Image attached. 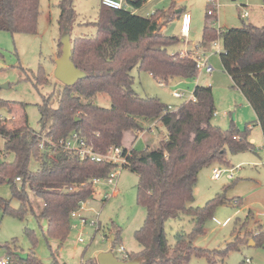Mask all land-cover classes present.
Masks as SVG:
<instances>
[{
  "label": "trees",
  "instance_id": "1",
  "mask_svg": "<svg viewBox=\"0 0 264 264\" xmlns=\"http://www.w3.org/2000/svg\"><path fill=\"white\" fill-rule=\"evenodd\" d=\"M211 1L207 3V11ZM145 2L127 0L130 9L121 10L101 5L95 23L96 35L71 40V62L86 77L71 87L62 85L55 104L51 94L42 96V103L37 105L38 132L29 127L23 113L17 117L16 124L12 123V128L8 126L10 120L0 121V140L3 141L0 185L7 184L11 197L20 204L14 209L9 201L0 198V210L3 216L17 220H24L29 212L34 215L30 206L31 194L42 201L43 207L36 217L46 220L44 237L49 249L52 250L49 240L65 242L71 229L70 214L79 208V202H86L93 196V180L107 177L115 168L110 163L81 159L76 152L62 148L53 149L54 156L50 158L37 147L38 136L58 141L74 133L98 154L106 153L111 147L130 150L125 169L138 176L137 203L145 210V219L134 233L140 251L127 252L126 261L190 264L191 259L196 258L204 259L207 264H224L228 254L240 246L261 245L264 230L234 237L222 250L196 248L194 240L203 233L205 222L213 217L217 206L226 202L217 196L203 206H191V203L202 169L213 163L227 165V152L235 155L255 150L249 140L250 129L239 131L231 124L225 131L211 123L215 113L211 87L196 85L192 91L194 100L168 111L158 99L139 97L134 92L131 72L138 68L160 85H167L177 78L193 79L197 71L196 49L221 39L223 53L219 54V59L222 70L230 77L233 88L239 90L252 107L264 139V27L243 25L221 31L205 24L202 40L194 50L184 54L169 53L167 48L177 45L180 40L161 32L157 17L162 12L146 16L132 11L141 9ZM262 4L264 6V0ZM59 8L61 38L70 27L72 9L67 0H61ZM207 11L206 20L211 19ZM39 14V0H0V31L34 35ZM168 19L172 20V17L168 16ZM61 48L59 39L58 58ZM35 85L40 88L50 85L41 66L35 76ZM97 94L108 97L109 108L92 102ZM18 106V103L0 100V108H7L9 112ZM154 121L166 130V137L158 148L136 151L124 147L126 133L133 134L132 142H135L137 134L144 131V123ZM9 155L13 157L11 161L6 159ZM31 160L38 163L37 171L29 169ZM17 178H20L19 182H16ZM181 216L190 217L192 230L190 233L177 232L170 244L165 225ZM245 224L247 222L241 230ZM25 232L35 245L33 232ZM113 235V245L119 244V232H113ZM7 250L10 253L8 247ZM26 256L25 264H41L33 254ZM52 257L55 262L53 252ZM81 264L98 262L93 257Z\"/></svg>",
  "mask_w": 264,
  "mask_h": 264
},
{
  "label": "rangeland",
  "instance_id": "2",
  "mask_svg": "<svg viewBox=\"0 0 264 264\" xmlns=\"http://www.w3.org/2000/svg\"><path fill=\"white\" fill-rule=\"evenodd\" d=\"M67 1L72 9L69 24L70 39L94 37L101 0ZM60 2L61 0H39L40 14L37 33L34 35L0 31V100L20 104L13 112H9L7 108H0V115L9 118L10 128L12 123H17V117L23 113L29 127L38 132L40 124L37 105L42 103V96L51 94L54 104L59 96L62 84L54 74L60 39L58 24ZM208 2L209 0H146L136 13L145 15L156 11L162 12L157 17L160 24L168 16L172 17L165 33L183 42L167 48L169 53L183 49L185 44L189 47L198 45L197 43L202 40L205 22L211 26L216 22L214 27L221 31L240 28L243 25L264 27L262 0H213L216 6L215 16L206 20ZM173 8L176 10L180 8L191 17L190 34L186 39L180 35V25L173 21L176 17L172 14L175 11ZM246 10L249 12V17L241 19V14ZM217 43L218 53H215L216 48L210 45L202 57V60L208 58V64L213 68L211 74H206L200 69L193 79L177 78L167 85H160L148 73L139 71L138 68H134L131 72L134 79L132 87L139 97L156 98L161 104L173 110H177L192 99V91L196 85L211 87L215 107L211 123L225 131L231 124L239 131L250 129L249 140H253L254 151L235 155L227 152V165L213 163L199 172L191 206H203L217 196L222 197L226 202L217 206L213 217L205 222L203 233L194 240L196 248L205 250H222L235 239L234 237H242L245 233L254 235L264 230L262 227L264 226V139L252 107L243 94L233 88L231 79L222 70L219 54L223 53V42L218 39ZM197 51L203 53L204 50L197 49ZM185 52L187 51L179 53ZM40 66L50 82V85L42 88L35 85V76ZM174 91L183 92L185 97L175 99L172 96ZM92 102L104 108L110 107L108 97L103 95L97 94ZM154 122L144 123L143 134L138 136L133 144L132 135L126 133L123 145L136 151H142L147 147L158 148L166 136V130L158 121L154 126ZM2 150L3 141L0 140V152ZM1 157L0 153V159H3ZM12 158L9 155L6 159L11 161ZM29 169L37 171L38 163L31 160ZM214 169L223 172L220 179L213 178ZM137 185L138 176L128 168L122 169L117 182L118 195L102 201L104 196L110 193V187L103 183L95 184L93 196L84 203V209L80 212L88 223L94 225H81L79 220H71V229L65 242L57 243L49 240L52 250L49 249L44 237L47 229L46 220L36 217L43 207L42 201L30 194V206L34 215L29 212L24 220H17L3 216L0 210V258H8L9 264H25L20 257L33 254L41 264H81L99 253L113 250L112 247H114L113 254L119 259L120 256L116 253L119 247H123L127 252L138 253L140 248L134 240V233L143 225L145 210L137 203ZM0 198L9 201L14 209L20 206L19 202L11 197L7 184L0 185ZM236 201L239 203L236 204ZM248 213L251 214L249 220L246 219ZM245 222L247 224L241 230ZM258 224L261 226L257 227ZM26 230L33 232L35 245L26 235ZM165 230L169 243L173 244L177 232H191V219L188 216H181L178 220H170L166 223ZM113 232H119L121 244L119 242L113 245L109 240ZM80 239L83 243H79ZM246 259L251 261L249 264H264V242L258 246L249 244L240 246L228 254L224 264H241L245 263ZM190 264L207 263L204 259L192 258Z\"/></svg>",
  "mask_w": 264,
  "mask_h": 264
},
{
  "label": "built area",
  "instance_id": "3",
  "mask_svg": "<svg viewBox=\"0 0 264 264\" xmlns=\"http://www.w3.org/2000/svg\"><path fill=\"white\" fill-rule=\"evenodd\" d=\"M126 1L127 0H101V5L109 9H113V10L130 9L127 6ZM211 7L212 8L208 9L207 14L210 17H213L215 16L214 8H216V6L213 4V1H211ZM132 11L136 12V10L134 9ZM151 14H153V12L146 14V16H149ZM240 17L241 19H247L248 11L247 10L244 11V13H242ZM190 24H191V17L189 13L181 12L180 35L184 39L188 38L190 34ZM214 26H216V22L214 23ZM216 29L220 30L219 28H216ZM211 44L217 50L215 53H218L219 46H218L217 40L211 42ZM196 51L194 53V60L196 62V69H197L196 75H197L198 70L200 69L204 70L206 74H211L213 72V68L211 65L208 64V58H203L202 60L203 53H200V52L198 53V51L197 52ZM172 96L175 99H182L185 97V94L181 91H174L172 93ZM191 98H192L191 100H194L193 94ZM166 110L173 111V109H171V107L169 106L166 107ZM8 119L9 118H4L2 115H0V121L3 122ZM143 132L144 131L139 132L137 134V138L138 136L142 135ZM38 137L40 138V141L37 145L38 149L41 152L45 153L50 158L54 156L53 149L62 148L63 150H66V151L76 152V154L81 159H90L95 162H106V163L113 164L115 168L107 175V177L103 179H94L92 183H93V186L95 184L103 183L110 187V193L105 195L102 201L107 200L109 198H114L118 195L117 193L118 178L120 176L121 170L125 169L127 165L128 156H130V150L124 151L121 147H111L106 151V153L98 154V153L93 152L92 149L87 146L85 141L74 133L70 134L68 138L64 140H58V141H54L51 138H47L44 136L43 137L38 136ZM222 173L223 172L221 170L214 169L213 178L219 179L222 176ZM19 181H20V178H17L16 182H19ZM69 190L71 191V189ZM84 203L85 202H79V208L70 214V220H79L81 225H87V224L94 225V223H88L87 219L83 218L80 215V212L84 209L83 208ZM79 243H83V241L80 239ZM112 248L114 250V247ZM113 250H110V251L113 253ZM116 253L120 256V259L118 258L119 260L126 261L128 259V253L123 247H119L116 250ZM9 262L10 261L8 258H0V264H9ZM250 262L251 261L249 259L245 260V264H249Z\"/></svg>",
  "mask_w": 264,
  "mask_h": 264
},
{
  "label": "water",
  "instance_id": "4",
  "mask_svg": "<svg viewBox=\"0 0 264 264\" xmlns=\"http://www.w3.org/2000/svg\"><path fill=\"white\" fill-rule=\"evenodd\" d=\"M61 56L55 61V78L64 86L71 87L77 81L82 80L86 77V74L75 68L71 62L72 55V45L70 39L69 29L66 28L64 34L60 38ZM112 240L113 234H112ZM21 259L25 260L26 255L21 256ZM98 264H141V261L136 259L132 261L119 260L114 254L109 250L106 252L99 253L96 257Z\"/></svg>",
  "mask_w": 264,
  "mask_h": 264
},
{
  "label": "crops",
  "instance_id": "5",
  "mask_svg": "<svg viewBox=\"0 0 264 264\" xmlns=\"http://www.w3.org/2000/svg\"><path fill=\"white\" fill-rule=\"evenodd\" d=\"M175 11H174V13L175 14H177L176 15V17H175V19L173 20L174 22H176L177 24H179L180 25V13L181 12H186V11H184V10H182V9H177L176 10V8H173ZM146 14H148V13H146ZM145 14V15H146ZM248 17H249V12H248ZM169 20L170 19H168V17L165 19V20H163L162 22H161V32L162 33H164V34H166L165 32H166V26H167V24H168V22H169ZM205 24H207V22H205ZM256 26V25H255ZM180 42H183V40H180ZM198 45H199V43H197ZM210 45H212L211 43H209V44H204V45H202V46H200V48L199 49H202V50H204L203 51V54L206 52V50L210 47ZM195 46H197V45H195ZM195 46H193V47H189V46H187V44H185V46L183 47V49H178V50H175V51H173L172 53H175V52H183V51H192V50H194L195 49ZM213 46V45H212ZM58 57L56 56V59H57ZM230 78V77H229ZM233 85V84H232ZM239 91V90H238ZM153 124V123H152ZM154 126H155V122H154V124H153ZM132 135V139L134 140V135L133 134H131ZM166 137V136H165ZM253 140H251L250 142L253 144V142H252ZM134 142H132V144H133ZM125 147V146H124ZM254 147H255V145H254ZM127 148H131V147H127ZM263 164H264V162H263ZM220 179V178H219ZM248 214H250V213H248ZM248 214H247V216H248ZM249 216H251V214L249 215ZM226 222H224V224H225ZM223 224V225H224ZM257 227L258 226H261L260 224H258V225H256ZM262 227H264V226H262ZM109 238V237H108ZM113 238H114V235H113ZM109 240L112 242V244H113V242L115 241V238H114V240H112V234L110 235V238H109ZM249 245L250 246H253L252 245V243H249ZM106 252V251H105ZM95 258L97 257V256H94Z\"/></svg>",
  "mask_w": 264,
  "mask_h": 264
}]
</instances>
